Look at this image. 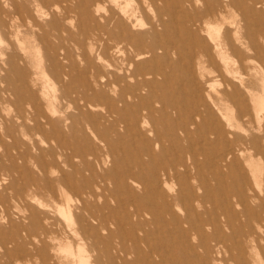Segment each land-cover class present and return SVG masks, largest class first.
Segmentation results:
<instances>
[{
    "label": "bare ground",
    "instance_id": "6f19581e",
    "mask_svg": "<svg viewBox=\"0 0 264 264\" xmlns=\"http://www.w3.org/2000/svg\"><path fill=\"white\" fill-rule=\"evenodd\" d=\"M238 5H241L240 0H4V4L0 3V33L10 43L9 47L0 48V82L6 84L2 87L8 96L15 95L9 83L12 77L20 79L24 89L29 91L27 103L19 104L15 114L22 126L26 125L25 120L29 118L32 129L59 136L64 132L62 124L70 117L64 109L65 105L74 104L77 110L82 111L85 106L105 104V110L98 112V115L113 127L124 123L126 130L130 129L133 134L140 136L145 154L150 155V142L153 139L145 136V128H149L148 133L157 132L150 122V115L155 112L151 106L154 100L150 101L153 93L158 91L163 97L170 91L172 83H179V77H188L189 83L197 84V101L205 108L208 106L206 112L209 115L202 117L195 114L188 115L183 121L178 119L179 124L174 125L173 139L178 145L190 141L192 127L200 126L198 119H202L205 127L212 128L220 142L211 154L200 153L210 163L209 174L202 172L199 153L191 149L190 155L181 159L176 156L173 164L153 171L154 177L147 187V194L149 198L160 196L164 199V213L168 218L169 214L174 215L169 205L171 202L177 201V205L185 206L187 213L183 220L188 226L185 228L177 223L181 235L173 236L171 222L167 218L162 234L165 238L161 240L168 252L174 245L180 250L186 246L197 250L198 255H202L201 264L214 263L223 253L231 254L235 250L246 262L250 249H256L257 241L264 239V177L255 175V190L250 185V172L243 168L236 170L237 181L232 188L224 186L232 174L223 171L228 160L240 165L248 149L231 146L237 142L234 133L236 127L223 113V124L214 114L211 115L210 103L213 104L214 99L211 93L216 89L210 82H205L203 86L198 81V74L201 78L206 77V64L212 66V74H221L217 60L223 64L228 75L238 78L237 73L242 65L233 55L237 56L242 51L236 48V44L240 43L251 50L252 46L258 44V35L261 34L264 40V25L260 34H257L249 24V16L263 14L264 0H249L242 12L245 23L235 25L226 12ZM146 6L152 15L144 21ZM226 24L235 25L233 33L226 28ZM30 37L35 42L33 47L37 55L41 53L40 47L44 46L48 55L47 67L58 80L63 81V85L80 79L79 84L71 87V91L59 96L62 106H56L52 101H47L44 106L33 91L39 78L37 74L29 78L24 70L28 66L25 57H29L30 51L26 42ZM12 40H15L21 55ZM72 40L79 48L77 56L66 45ZM39 60L37 67L42 66L40 55ZM94 60L98 64L95 65ZM79 62H83L86 74L80 78ZM238 81L228 83L231 91H225L224 97L219 98L220 102L227 99L236 102L242 96V102L247 100L241 88H249L243 78ZM110 91L113 96L109 94ZM247 92L252 96L260 116L264 112V88L258 94L252 90ZM42 95L45 100L46 94ZM158 97L159 94L156 98L162 102ZM167 107H171L170 102L163 103V112ZM121 111H125L127 116ZM126 117H130V120H126ZM98 136L101 141H109L105 132ZM252 142L255 150H261L259 141ZM68 160L66 158L64 161ZM10 162L11 165L5 167L9 176L19 172L21 167L16 156H12ZM87 165L93 164L90 162ZM47 167L44 165L42 168L45 176L49 172ZM85 167L79 173V180L70 181L65 172L53 179L59 184L64 198V203L58 208L70 223L68 231H59L47 211L41 217L33 213L34 229L23 225L18 227L20 232L16 237H8L0 242L6 252L19 250L17 261L28 264H167L162 257L160 260L153 259L155 251L148 241L149 231L139 228L142 233L133 235L124 228L117 215L98 214L97 208L90 207L92 202L89 200L99 196L97 192L105 187L106 178L100 176L104 185L99 184V178L93 170ZM127 176L140 179L131 170H128ZM127 183L125 185L130 190ZM68 187L86 210L76 214L74 219L71 208L74 198ZM167 188L172 193H168L165 190ZM36 190L35 186L33 191ZM46 190L49 200L56 198L51 186L46 187ZM166 196H169L167 203ZM5 202L0 197V218L10 217ZM154 203H159V200ZM23 209L31 210L26 205ZM131 216H140L139 210L132 212ZM190 232L197 235L196 244L190 240ZM62 250L65 258L57 262ZM175 260L173 262V256H170V264H187L181 256H176Z\"/></svg>",
    "mask_w": 264,
    "mask_h": 264
},
{
    "label": "rangeland",
    "instance_id": "374dc122",
    "mask_svg": "<svg viewBox=\"0 0 264 264\" xmlns=\"http://www.w3.org/2000/svg\"><path fill=\"white\" fill-rule=\"evenodd\" d=\"M240 2L241 5H238L237 8L229 9L226 12L227 17L235 21V25L236 23H245L242 19V12L249 0H240ZM0 3L4 4V0H0ZM262 9V15L257 16L254 14L251 17L249 16L251 19L249 21L250 28L257 34H260L264 25V6ZM151 15L152 13L147 7L144 21H146L147 16ZM235 25L226 24V28L230 29L233 33ZM257 39L258 44L255 47L252 46L251 50H247L240 43L236 44V48H240L239 50L242 51L237 56L233 55L235 58H238L242 65L237 73L238 78L228 75L219 60H217V64L220 68V75L210 72L212 67L210 64H206L208 67L205 78L199 77L198 74V81L202 82L203 86H205V82H208L207 84L210 82L216 89L211 93L212 97H214L213 104L209 102L211 115L214 114L218 118V121L223 124L224 121L221 117V113H223L232 126L236 127L234 128V133L237 137V142L232 143L231 146L238 149L244 146L248 149L245 151V157L242 156V160L239 162L240 165L234 164L230 159L228 160L227 166L224 167L223 171H228L232 174L225 181V187H233L234 183H236L235 181H237L236 170H243V168L247 172H250V185L255 190V177L258 175L264 177V112H261L259 116L255 108L256 104L252 96L247 92V90H252L253 93L258 94L264 88V40L261 34L258 35ZM12 41H14L16 51L21 55V51L16 45L15 40ZM9 45L10 43L7 38L5 39V36L0 33V48L5 49ZM26 45L29 47L30 52L29 57H25L28 66L24 70L27 72L29 78L35 74H37V79L39 78L33 91L36 92L37 97L43 102L44 106L47 105V101H52L56 106H62L59 96L71 91V87L79 84L80 79L76 82L73 81L71 84L63 85V81L58 80L52 70H49L47 67L49 62L44 46L40 47L41 53L39 52L42 66L37 67L36 64L40 60L39 55L36 53L37 51L35 52V47H33L35 45L34 40L30 37ZM66 45L70 46L73 54L78 55L79 48L73 40L67 42ZM77 60L80 61V58H77ZM79 63L78 69L81 72L78 74L80 78L81 75L84 76L86 74L83 62ZM94 64L98 63L94 60ZM108 71L109 69H107ZM241 78L245 80L246 85L250 89L241 88L247 100L242 102L244 99L242 96L241 100L236 102L229 99H227L228 101L220 102L219 98L224 97L225 91H229V93L231 91L228 83H238V80ZM187 79L188 77H179V83H172L169 87L170 91L163 97L155 90L154 96L150 98V101L154 100L151 106L155 108L154 114L150 115V122L157 129V132L148 133L149 128H145V136L153 139L150 142L152 148L150 155L145 154L143 150L144 144L140 136L133 134L130 129L126 130L124 123H118L117 126L113 127L109 121L106 122V120L98 115V112L105 110V104L94 107L85 106L82 111L77 110L74 104L71 106L65 105L64 109L70 117L62 124L64 132L59 136L52 135V132H38L32 129V121L29 118L25 120L26 125L22 126L21 122L15 117V114L19 104L27 103L26 98L29 99V91L24 89L20 79L12 77L9 83L13 86L15 95L8 96L3 91L4 87H2L6 84L0 82V197L5 199L7 208L10 210L9 218L7 216L0 218V242L8 237H16L17 233L20 232L18 227H22L23 225L28 229H34L33 213L41 217L44 211L48 212L50 220L56 222V228L59 231L61 229L68 231L70 223L58 208L60 204L64 203V198L61 190L58 188L59 184L53 179L65 172L70 181L79 180L80 171L87 168L85 166H88L93 170L97 178L100 176H105L106 178L105 187L99 189L97 192L99 196L89 200V202H92L91 208H97L96 212L98 214L106 216L117 215L123 223L124 228L133 235L142 233L139 228L149 231L148 241L151 249L153 248L155 251L153 259L160 260L162 257L167 264H170V256H173V262L176 261V256H181L187 264H201L202 259L200 258L202 255H198L197 250L193 251L188 246L180 250L177 245H174L170 252L166 251V247L163 246L164 242H162L165 238L162 234L168 218L164 213V199L160 198V196L149 198L147 194V187L154 177L153 171L164 165L173 164L176 156L181 159L190 155L191 149L199 153V165H201L202 172L209 174L210 169L208 166H210V163L200 153L211 154L218 141L220 142L212 128L205 127L202 124V119H198L197 122H200V126L198 128H196L197 126L192 127L190 141L184 142L183 145H181L182 143L178 145L173 139L174 125L179 124L177 122L178 119L183 121L188 115L195 116V114H200L202 117L209 115L206 112L208 106L205 108L197 101V84L189 83ZM116 90L119 89L117 88ZM43 93L47 96L45 100L42 95ZM109 94L113 96L111 91ZM158 94V98L162 102L157 100L156 96ZM164 102H170L171 107H167L166 111L163 112L162 107ZM95 103L98 104V101H95ZM134 106L135 108L138 107L137 105ZM124 112L121 111V114L127 116ZM126 120L129 121L130 117H126ZM102 132L106 133L110 143L109 141L100 140L98 134ZM130 132L132 135H130ZM63 136L64 138H62ZM252 140L259 141L261 150H255ZM60 143L61 145H59ZM12 156L17 157V162L21 167L19 172L16 171L13 175L9 176L6 174L5 167L11 165L10 159ZM18 156H22L23 158L19 159ZM66 158H69L67 162L64 161ZM247 158H249L248 161ZM90 162L93 164L92 166L87 165ZM44 165L49 166L47 167V170H49L47 176L42 172ZM57 166L60 168L56 169L58 168ZM128 170H131L133 175L138 176L140 179L128 177ZM98 181L99 184L104 185L100 181V178ZM126 181L130 186V190L125 185ZM35 186L37 190L33 191ZM50 186L53 193L56 194V198L53 200H49V193L46 190V187ZM67 189L74 198L73 202H71L74 219L76 214L84 213L86 210L76 200V194L73 190L70 187ZM165 190L168 193H172L169 188ZM168 197L166 196V203ZM155 200H159V203L152 204ZM176 203L177 201H173L169 204L174 215L169 214L168 220L171 222V233L173 236L179 237L177 234H181L177 223L184 225L185 228L188 226L183 220L187 210L184 205H177ZM46 204H49V206H46ZM25 205L29 206L31 210L27 211L23 209ZM136 210H139L140 216H131L130 218V214ZM190 219L196 222L192 217ZM188 235L190 236V240H193V243L196 244L198 241L197 235L191 234V232ZM162 238L163 240H161ZM128 241L130 242V239ZM142 244L145 245L144 242ZM257 244L258 247L256 249H250L246 262L242 259L241 254L235 250L231 254L223 253L222 257H219L214 263L210 261V264H264V239L258 240ZM63 253L65 252L62 250L59 257H57V262L64 260L65 255ZM232 255L233 258H231ZM19 256V250L15 249L14 252H6L0 244V264H28L25 262L19 263L17 261Z\"/></svg>",
    "mask_w": 264,
    "mask_h": 264
}]
</instances>
